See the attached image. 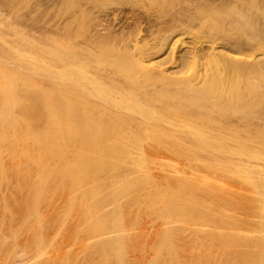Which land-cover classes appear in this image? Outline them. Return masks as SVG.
Returning a JSON list of instances; mask_svg holds the SVG:
<instances>
[{
	"label": "bare ground",
	"instance_id": "obj_1",
	"mask_svg": "<svg viewBox=\"0 0 264 264\" xmlns=\"http://www.w3.org/2000/svg\"><path fill=\"white\" fill-rule=\"evenodd\" d=\"M61 1L35 0L44 13L23 9L14 21L0 7V42L8 28L18 32L15 52L0 57L9 65L0 71V204L29 216L23 229L36 258L28 264H62L59 249L71 239L104 264H194L227 255L236 264H264V5L211 0L219 14L198 9L187 20L199 19L201 28L183 32L179 21H162V6L143 38L141 29L115 28L128 6L140 21L134 7L142 0H71L62 8ZM39 22L50 25V40L36 34ZM188 36L194 44L183 50ZM223 44L250 51L227 54ZM226 98L236 110L219 111ZM154 150L168 161L155 163ZM215 169L236 182L222 176L220 192L205 193ZM55 199L66 206L61 215ZM73 223L82 225L74 232ZM67 250L63 264L78 263L81 256L71 263L75 252ZM132 252L140 256L133 262Z\"/></svg>",
	"mask_w": 264,
	"mask_h": 264
},
{
	"label": "rangeland",
	"instance_id": "obj_2",
	"mask_svg": "<svg viewBox=\"0 0 264 264\" xmlns=\"http://www.w3.org/2000/svg\"><path fill=\"white\" fill-rule=\"evenodd\" d=\"M25 1H27V0H24V2H23V0H13V1H7L6 3H4L3 5H0V7L2 8V10L5 12V13H7V14H11L12 16H13V21L15 20L14 18H15V15L17 14V13H19V12H21V11H24L23 9H25V11L24 12H26V11H28V10H38L37 12H36V14H40L41 12H43V7L42 6H40V3H38L39 2V0H38V2H35V0H32V3L29 5V7H28V5H26L27 4V2H25ZM70 1L71 0H63V1H61V8L62 7H66L67 6V4H69L70 3ZM140 1V0H139ZM148 1V0H147ZM146 0H142L141 1V3H138V4H136L135 5V7H134V13H136V14H138V16L140 17V21H137V23H135L134 21H133V16H135V14L134 15H132V17L130 18V11H131V7L130 6H128L127 8H125V9H123V11L122 12H120V16H119V20H121L118 24H116L115 26V28H116V30L117 31H120V30H125V31H128V30H130L131 31V29H132V31H134V32H137L139 29H141V35H142V37L144 38V37H147L148 35H147V32L149 33V28L151 27L150 25H152L153 27L154 26H156V25H158V21L156 20V16L155 15H153L152 13H156L157 12V10H160L161 8H162V6H163V9H161L160 11H161V13H164V17H162L161 19H163L162 21L163 22H168L169 24H174L175 26H176V24L178 23V21L181 23V25H182V27H183V29H181L180 30V32H183V31H185V30H190L189 28H191L192 30H194V31H196V30H199L200 28H201V24H200V20L198 19V20H196L195 22H193V24H191V21L190 20H187V19H189V18H191L190 16L191 15H195V14H197L198 13V15L197 16H199L200 15V11H201V9H203V8H207L206 10L210 13V16L213 14L212 12H213V10L215 11L216 10V13H218L219 14V12L217 11V5L216 4H208V2H210L211 3V0H176V2H175V0H157V2H156V0H150V2H147ZM153 1V2H152ZM187 1V2H186ZM218 2L219 1H221V0H217ZM186 2V3H185ZM188 2H189V4H188ZM257 2H259L261 5H264V0H258ZM150 3V4H149ZM153 3H156V4H154L153 5ZM159 3V4H158ZM170 3H172V4H170ZM183 3V4H182ZM185 3V4H184ZM193 3H194V5H193ZM42 5V4H41ZM139 5H142V6H139ZM166 5V6H165ZM170 5L171 6V8L170 7H168V6ZM19 6H21V7H19ZM26 6V7H25ZM144 6V7H143ZM159 6V7H158ZM196 6H198L197 7V9H195V7ZM17 7V8H16ZM25 7V8H24ZM28 7V8H27ZM146 7V8H145ZM190 8V9H187V8ZM193 7H194V9H193ZM223 10H227V11H229V7H222V6H220ZM16 10H15V9ZM21 8V9H20ZM166 8V9H165ZM187 10H186V9ZM14 9V10H13ZM145 9V10H144ZM200 11H199V10ZM211 9V11H209V10ZM13 10V11H12ZM186 11V13H185V11ZM16 11H18L17 13H16ZM145 11V12H144ZM149 11V12H148ZM193 12V13H192ZM44 13V12H43ZM188 13V14H187ZM212 13V14H211ZM178 14V15H177ZM218 14H216L215 15V12H214V15H215V17L214 18H216V20L214 19V21H219V22H221V20L222 19H218ZM146 15V16H145ZM189 15V16H188ZM147 16H148V18H147ZM152 16V17H151ZM188 16V17H187ZM217 16V17H216ZM44 15L42 14V16H41V19H39V20H43L44 18ZM145 17V18H144ZM150 17V18H149ZM213 17V16H212ZM48 18L50 19V15L48 16ZM121 18V19H120ZM151 19V20H150ZM124 20H127V21H125L124 23H123V21ZM144 22V23H143ZM148 22V23H147ZM202 22V21H201ZM223 22V21H222ZM143 23V24H142ZM147 23V24H146ZM152 23V24H151ZM146 24V25H145ZM191 24V25H190ZM223 24V23H222ZM45 23L44 22H39V23H37V24H35V29H36V34H38L41 38L43 37V38H47L48 40H50V31H45L44 29H45V27H48V28H50V25L49 24H46L45 26ZM149 25V26H148ZM200 25V26H199ZM224 25V24H223ZM230 25V24H229ZM228 25V26H229ZM146 26V27H145ZM188 26H190V27H188ZM192 26V27H191ZM227 26V27H228ZM152 27V28H153ZM177 28H178V26H177ZM197 28H199V29H197ZM143 30V31H142ZM6 33L8 34V35H6V38H5V43L6 44H3L4 43V41H2V42H0V57H3V56H8V55H11V53H14L15 52V48L12 46V45H14V42H15V37H16V35H17V31H15V29H13V28H8L7 30H6ZM176 33H179V31H177ZM147 35V36H146ZM194 38L195 37H190V36H188L187 38L185 37L184 39H183V42H184V44L186 45H184V47L182 46V48H183V50L186 48H188V47H190V46H193V44H194ZM187 42V43H186ZM10 45V46H8V45ZM183 45V44H182ZM204 46H205V44H203ZM8 46V47H7ZM204 46H202L203 47V49L204 50H209L208 49V46H207V44H206V46H205V48H204ZM233 46V47H232ZM221 47V49L219 48V51H222V52H224V53H227V54H230V51L229 50H231L232 49V52L234 51V52H236V51H240L243 55H245V54H248L249 53V49L247 48V47H241V48H239V46H238V48H236L234 45H231V44H223L222 46H220ZM12 48H14L13 50H14V52L11 50ZM181 48V46H179L177 49H182ZM225 48V49H224ZM235 48V49H234ZM228 51H227V50ZM170 50L169 49V47L168 46H166L164 49H163V51L161 52V53H159V54H161V56L159 57L160 59L161 58H163L164 56L166 57V59H167V55H165V53L166 54H168V51ZM162 54H163V56H162ZM164 57V58H165ZM4 64V65H3ZM3 65V66H2ZM9 67V65L7 64H5L4 62H0V71H1V69H5V67ZM183 71H186L185 69H182V72ZM2 72V71H1ZM184 73V72H183ZM183 73H181V74H183ZM4 80H0V82L2 83ZM3 83H5V81L3 82ZM161 99V98H160ZM224 101H220V103L218 104L219 105V107L217 106V108L219 109V111H221L222 113H226V112H231V111H233V110H236V109H234L237 105H235V102L234 101H236V100H232L231 101V98H226V99H223ZM226 100H228L227 102H228V104L226 103ZM162 101L161 100H158V104L159 103H161ZM231 102H234L233 104H230ZM238 102V101H237ZM225 104V107H228L229 105V107L230 108H226L225 109V107L223 108L222 107V109L223 110H220L221 109V106L222 105H224ZM162 104H164V105H166V104H170L169 103V100L168 101H165V102H162ZM5 105V104H4ZM213 109H214V107H212ZM217 109V110H218ZM231 109V110H230ZM246 109H248V108H246ZM246 109H243V110H245L246 112H249V111H247ZM147 111V112H146ZM145 112H146V114L147 113H149L148 111L149 110H146ZM143 112V111H142ZM144 112V113H145ZM135 113H137V114H140V111H139V113H138V111L137 112H135ZM153 114V115H156V116H158L157 114H155V113H153V112H150V114ZM160 113V112H159ZM143 115V114H142ZM142 115H141V117H142ZM148 115V114H147ZM150 116H152V115H150ZM149 116V117H150ZM143 118H145L146 119V117H143ZM149 119V118H148ZM150 121H152V122H157V121H159L160 122V119L159 118H156L155 116H153L151 119H150ZM148 122V121H147ZM13 140V139H12ZM145 142V141H144ZM147 143H148V145H147ZM1 144H4V143H1ZM8 144V143H7ZM11 143H9L8 145H10ZM145 144V145H144ZM143 144V147H145V148H147V146L149 147L150 145V142H149V139H148V142L146 141L145 143ZM13 145V144H12ZM11 145V146H12ZM3 146V145H2ZM4 148L5 147H7L6 146V144H5V146H3ZM4 154V156L6 155V151H4L3 152ZM163 153V154H162ZM156 152L155 150L154 151H152L151 152V158H153V161L154 160H157V161H154L155 163H157V164H159V163H162V162H165V161H168V154H166V153H164V152ZM216 153V152H215ZM217 154H221V155H223V154H225V151H221L220 153H217ZM226 155V154H225ZM5 159L6 160H4V157H3V160L7 163V165L10 163L9 161V159H8V157L6 158V156H5ZM10 165V167L13 165L12 163H10L9 164ZM9 165H8V167H9ZM149 165V164H148ZM183 165H185V164H183ZM186 166V165H185ZM185 166H184V169H185ZM12 167H14V166H12ZM151 165L149 166V168L146 166L145 167V169H147V170H150L151 172H153V170H151ZM153 167V166H152ZM141 168V167H140ZM157 168V167H156ZM186 168H187V166H186ZM10 169V168H9ZM167 169H168V166H167ZM188 169H189V167H188ZM155 170H157L158 171V174H156V175H159L160 174V172L161 171H163V170H161L160 168H157V169H155V167H154V171ZM187 170V169H186ZM217 172H218V175H217V172L215 171L214 172V174L216 173V175H212V177L214 176H216L215 177V180H213L212 181V179H214V177L213 178H209L210 179V181H212V183H213V185H212V183H210V181H208V183H206V185H205V187H203V184H202V187L203 188H205V193H206V190L208 191V189H210L212 192V194L214 193V192H216V193H219L220 191V189L223 187V185H224V182L225 181H222V179H224V180H226V183L229 181L228 179H231L230 178V176H229V178H227V175H226V173L224 172V171H222V170H218V169H215ZM9 172H10V170H8ZM13 171V170H12ZM11 171V172H12ZM185 171V170H184ZM188 171V170H187ZM187 171H186V173H187ZM14 172V171H13ZM12 172V173H13ZM222 173V175H221V177H220V173ZM155 173H156V171H155ZM226 175V176H225ZM102 176H104V174H102ZM224 178H223V177ZM219 177V178H218ZM220 178H222V179H220ZM227 178V179H226ZM218 179H220V180H218ZM233 182H236L234 179H231ZM231 180H230V182H231ZM218 183H216V182ZM229 182V183H230ZM207 185H211V187H209V186H207ZM218 185H220L221 186V188H220V186H218ZM207 187V188H206ZM218 188V189H217ZM56 201H57V199H55V202H54V204L55 205H57L58 207H57V209H58V212H60L59 214L61 215V213H64V211L66 210V206H60V203H56ZM0 208H1V211H0V219H1V217H2V220H3V222H2V220H0V224L2 223V225H0V241H2L3 243H1L0 244V246L2 247V248H0V264H2V262L4 261V262H6L5 264H9V262H10V264H28V263H32V261L31 260H33V262H34V260H35V258H36V256L35 255H33V253H34V250H33V248H34V246L29 242L30 240H29V238H28V236H27V233H26V230H24L23 229V223H24V221L26 220L25 218H26V216H28V214L25 212V211H20V212H17V213H15L14 215H15V217H14V215H12V212L10 211V209H8V211L6 210V209H4V207H3V205L2 204H0ZM2 209H3V211H2ZM45 211H44V213L45 214H53L54 216H55V213L56 212H54L53 210H51V209H48L46 206L43 208ZM14 210V209H13ZM16 211H18V210H16ZM51 211V212H50ZM52 211H53V213H52ZM63 211V212H62ZM9 213V214H8ZM2 215H4V216H2ZM60 215H58V213H56V219L57 218H59L60 217ZM5 216H6V218H5ZM10 216V217H9ZM13 216V217H12ZM12 217V218H11ZM29 217V216H28ZM6 219V220H5ZM13 219V220H12ZM8 220V221H7ZM11 221H12V223H11ZM11 223V224H10ZM10 224V225H9ZM80 223H76V225L73 223L72 224V226H70L71 227V230L74 228V227H76V228H74L72 231H76V229H77V226L79 225ZM22 225V226H21ZM81 225L82 224H80L78 227H81ZM2 227H4V228H2ZM14 227V228H13ZM17 227V228H16ZM9 228V229H8ZM10 228H11V230L12 231H9L10 230ZM6 229H7V232H5L6 231ZM70 230V231H71ZM71 231V233L69 232V234H71L72 235V232ZM74 231V232H75ZM190 231V230H189ZM188 230H186L184 233H188L189 232ZM2 232V233H1ZM12 233V234H9V233ZM22 232H23V236L21 235L22 234ZM18 233V234H17ZM4 234V235H3ZM6 235V236H5ZM19 235V236H18ZM20 235H21V237H20ZM50 235H52L51 233H50ZM4 236H5V238H4ZM8 236V237H7ZM13 236V237H12ZM10 237V238H9ZM24 237H26V238H24ZM2 238V239H1ZM5 239V241H4V239ZM15 238V239H14ZM17 238H18V240H17ZM26 241V242H28V245L24 242V240ZM70 239H71V237H70ZM17 240V241H16ZM29 240V241H28ZM72 240H73V242H72ZM7 241V242H6ZM73 243V244H71L70 245V243ZM23 243H25L26 245H24ZM30 243V244H29ZM70 243H68V247L66 246V248L69 250L70 249V246H72L73 245V249L72 250H69L70 252L71 251H74L75 253L72 255V253H70L71 254V257H72V261H71V263H73V259L75 258L76 259V256L79 254V256H81L82 257V259H81V257L79 258V259H76V260H74V262L75 261H78V263L77 262H75V264H79V263H84V262H86L87 260V264H99V263H101V264H104V263H102L101 261H99V258H98V256H97V254L96 253H94L93 251H91L90 250V248H88V250H87V248L84 250V246L85 245H83V244H81V243H79L78 242V244H77V242L76 241H74V239H71V241H70ZM6 244V245H5ZM15 246H14V245ZM23 246V247H21V246ZM70 245V246H69ZM75 245V246H74ZM83 245V246H82ZM25 246V247H24ZM30 246H32V247H30ZM79 246V250L78 249H76L77 247ZM7 249H6V248ZM19 247H21V248H19ZM27 247V248H26ZM74 247H75V249H74ZM16 248H17V250H16ZM19 248V249H18ZM25 248H26V250H25ZM64 247H62V248H60L59 250H60V256H61V254L63 253V255L65 256V253L64 252H61V250H66V248H64ZM83 248V249H82ZM3 249V250H2ZM29 249V251H27ZM31 249V250H30ZM221 249V248H220ZM13 250V251H12ZM67 250V251H68ZM78 250V251H77ZM84 250V252L82 253V251ZM18 251V252H17ZM77 251V252H76ZM87 251H89V252H87ZM218 250H216V252H217ZM17 252V253H16ZM80 252V253H79ZM85 252H87V253H85ZM8 253V254H7ZM35 253L37 254V251H35ZM78 253V254H77ZM90 253V254H89ZM135 253V255L136 256H134L133 254ZM186 254L188 253L187 251L185 252ZM14 254V257H15V259L13 258V255ZM17 255V257H18V259H16L17 257H16V255ZM24 254V255H23ZM25 254H27V255H25ZM86 254H87V256H86ZM132 255L129 257V259L130 260H132V258L134 257H136V258H138L139 259V253L138 252H132L131 253ZM9 255H11V256H9ZM18 255H23V257H24V259L23 260H25V256H26V260L25 261H20V258L22 259V257H20L19 258V256ZM63 255L61 256V257H59V259H60V263L62 262V264H63V260L64 259H62V257H63ZM7 256H9V258H11L10 260H9V258L7 257ZM29 256V257H28ZM35 256V257H34ZM75 256V257H74ZM88 258L87 260H86V257ZM224 256V255H223ZM8 258V260H6L7 258ZM28 257V258H27ZM74 257V258H73ZM34 258V259H33ZM78 258V257H77ZM96 258V259H95ZM5 259V260H4ZM117 259V258H116ZM220 259V258H219ZM218 259V261L216 260L215 262H210V261H208V262H202V263H199V262H195V261H193L194 262V264H219L220 262V260ZM15 260H17V261H15ZM37 260V259H36ZM80 260V261H79ZM82 260V261H81ZM89 260H91V261H89ZM96 260V261H95ZM129 260V261H130ZM233 260V259H232ZM231 259H230V257L227 255L226 257H225V259H222L221 260V262H222V264H236V263H234L235 262V260H233L232 261ZM30 261V262H29ZM84 261V262H83ZM214 261V260H213ZM4 262H3V264H4ZM16 262V263H15ZM38 262H43V264L44 263H49V261H47L46 260V262L44 261V260H42V261H38ZM38 262H35L36 264L38 263ZM51 262V261H50ZM132 262H133V260H132ZM217 262V263H216ZM56 263H58V262H56ZM86 263H84V264H86ZM117 263V261L115 260V258L113 259V263L112 264H116ZM130 263V262H129ZM129 263H127L126 262V264H129ZM42 264V263H41ZM51 264H55V263H52L51 262ZM59 264V263H58ZM74 264V263H73ZM191 264V263H190ZM221 264V263H220ZM238 264V263H237Z\"/></svg>",
	"mask_w": 264,
	"mask_h": 264
}]
</instances>
